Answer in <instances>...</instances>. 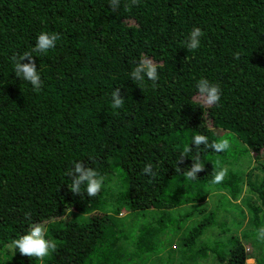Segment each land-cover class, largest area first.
Returning a JSON list of instances; mask_svg holds the SVG:
<instances>
[{"label": "trees", "instance_id": "16d2710c", "mask_svg": "<svg viewBox=\"0 0 264 264\" xmlns=\"http://www.w3.org/2000/svg\"><path fill=\"white\" fill-rule=\"evenodd\" d=\"M109 3L0 0V264H40L12 246L32 223L57 244L43 264H245L222 201L245 185L244 207L233 204L253 213V225L264 211V178L236 169V154L264 159V0H138L130 11V0L116 11ZM194 27L204 35L189 50ZM41 32L60 34L43 54L32 51ZM25 52L39 91L14 72L11 57ZM142 57L157 64V81L132 80ZM201 78L219 85L217 105L198 102ZM199 134L231 147L197 149ZM197 152L203 171L189 180ZM76 161L103 177L96 196L69 190Z\"/></svg>", "mask_w": 264, "mask_h": 264}, {"label": "clouds", "instance_id": "9594fccd", "mask_svg": "<svg viewBox=\"0 0 264 264\" xmlns=\"http://www.w3.org/2000/svg\"><path fill=\"white\" fill-rule=\"evenodd\" d=\"M138 3V0H130V3L124 5L126 11H130L132 5ZM112 11H116L120 5V0H110ZM204 35V32L200 27H194L186 40V46L189 50L197 49L200 46V38ZM60 39L59 33L41 32L36 38L35 47L33 52L43 54L49 49L56 46L57 40ZM239 58V54H235ZM27 59V63H21V61ZM11 60L14 62V72L19 78L30 82L32 87L39 91L42 86V80L40 74L37 72V67L33 55L31 52H25L21 56L13 55ZM132 80L137 83L143 82L145 76L148 80L153 82L158 80L157 64L147 57H142L138 65L131 73ZM198 102L202 105L211 107L217 105L221 99V89L218 84L209 82L205 78H201L196 83ZM113 109H119L123 106L124 98L120 95V88L114 89L112 92ZM203 145L205 148H211L215 152H222L231 147L230 140L222 138L219 140L209 141L208 138L203 135H195L193 137V146L197 149ZM191 147L185 149V151H191ZM219 164V161H217ZM203 171V167L199 163V152L196 155V162H192L190 169L186 172V178L189 180L196 179L197 173ZM143 172L150 177H154L155 173L152 170V165H145ZM68 175L71 177V184L68 185L69 190L74 194H83L86 192L88 197L96 196L102 187L103 177L91 167H86L83 162H74L73 168ZM226 175V170L221 168L214 174L213 183H220L223 181ZM84 186V192L81 191V187ZM30 217V213H25ZM256 239L264 241V226L256 230ZM46 227L42 223H32L29 225L25 234L14 239L12 246L19 249L22 256L35 257L40 264H43L44 258L51 255L57 248V244L54 240L45 239ZM249 252V249H245ZM245 264H253V261L249 258L245 259Z\"/></svg>", "mask_w": 264, "mask_h": 264}, {"label": "rangeland", "instance_id": "374dc122", "mask_svg": "<svg viewBox=\"0 0 264 264\" xmlns=\"http://www.w3.org/2000/svg\"><path fill=\"white\" fill-rule=\"evenodd\" d=\"M236 155H241V157L236 161V169L237 172H239L240 174L238 175H242L243 172L246 174L248 170H253V178H251L250 180H254V178H256L255 175L260 174L263 178H264V170L262 171V169H264L263 167H260L261 163L263 162L264 165V159H259V158H255L253 155L250 154V152H243L242 154H236ZM248 179V177H247ZM249 180V179H248ZM245 185H243V190L241 191L240 195L237 196L236 198H230L228 197V195H224L223 197V203H225V205L230 207V211H228L229 215L226 218V227L230 228L231 230L227 231V235H231V234H236L237 236L242 238L243 243L245 244L246 248L245 249H249V252H246V258L251 259L253 261V264H257L256 259H259L260 257L264 260V251L263 253H261L262 251V247L264 245V241H259L256 238H252L253 236H249V237H245L243 234L244 233H251V231L256 230L255 228L258 225L264 226V211L263 212H259L258 214H256V217H258L259 219V223L254 225L252 224V220L254 219L253 217V213L251 211L247 210V207H245L246 212H244L243 214L241 213L239 207L237 205H234L233 203L238 204L239 206L244 207V200L246 199V191H245ZM264 189V186H263ZM255 198V203L254 204H258L260 203V200L257 197H253ZM213 201V200H211ZM218 203V202H217ZM221 209L218 210L217 215L218 217L220 216V214H222ZM208 213H206L204 216H206ZM262 214V216H261ZM170 233L168 232L166 234V232H164L160 238V240L158 241V243L160 244V248H161V243H163V241L165 240L164 238L167 237V235H169ZM217 236V235H216ZM203 237H206V234L204 233L200 239H202ZM214 240V237H207L205 239V242H209L211 243ZM162 255H164V253H162ZM214 259L211 257L207 258V262L208 263H213Z\"/></svg>", "mask_w": 264, "mask_h": 264}]
</instances>
